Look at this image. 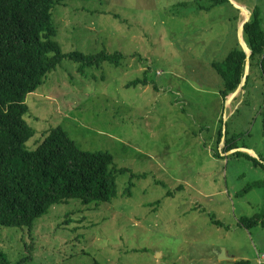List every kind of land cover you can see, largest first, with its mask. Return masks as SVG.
Here are the masks:
<instances>
[{"label": "rangeland", "instance_id": "obj_1", "mask_svg": "<svg viewBox=\"0 0 264 264\" xmlns=\"http://www.w3.org/2000/svg\"><path fill=\"white\" fill-rule=\"evenodd\" d=\"M245 1L260 9L264 27V0ZM206 2L69 0L54 8L65 53L127 57L83 69L64 58L26 97L35 131L26 145L35 149L62 126L82 149L108 150L127 171L117 173L110 201L54 204L32 231L2 226L0 249L12 264H264V226L240 221L264 212V182L244 191L264 181V166L213 141L223 125L239 148L264 157V73L253 59L241 97L224 100L212 63L237 43L241 22L231 20L232 5H197ZM139 78L147 84L128 85Z\"/></svg>", "mask_w": 264, "mask_h": 264}, {"label": "trees", "instance_id": "obj_2", "mask_svg": "<svg viewBox=\"0 0 264 264\" xmlns=\"http://www.w3.org/2000/svg\"><path fill=\"white\" fill-rule=\"evenodd\" d=\"M67 1L0 0V229L2 226L29 227L32 231L36 219L52 205L73 198L83 204L110 201L117 195V173L127 171L118 169L114 154L108 150L82 149L62 126L52 128L35 149L26 145L35 134L25 119L29 111L26 97L44 83L64 58L76 60L83 69L106 61L119 66L127 57L120 51L65 53L56 38L58 27L53 10ZM227 3L235 10L231 20L236 26L241 22V12L230 0H207L206 4L197 5L201 10L212 11ZM250 11L244 38L252 50L251 65L257 58L264 73V27L260 9L255 6ZM137 54L132 55L137 57ZM212 65L221 76L223 87L219 91L225 100L237 90L245 74L246 52L238 38L228 55L221 61H213ZM147 81L139 78L128 85L147 84ZM218 135L219 141L226 136V149H231V138L223 132V125ZM241 153L244 152L235 154ZM248 155L257 165L264 166L262 156L258 159ZM263 182H253L244 190ZM240 221L248 229L264 226V212L242 217ZM0 264H12L2 249ZM92 264L101 263L95 260ZM240 264L249 263L242 260Z\"/></svg>", "mask_w": 264, "mask_h": 264}, {"label": "water", "instance_id": "obj_3", "mask_svg": "<svg viewBox=\"0 0 264 264\" xmlns=\"http://www.w3.org/2000/svg\"><path fill=\"white\" fill-rule=\"evenodd\" d=\"M230 2H232L234 4V6L236 8H238L240 10V12L244 15L243 20L241 21V23L238 26V40H239V43L241 44V46L243 47L244 51L246 52V67H245V74L243 76V79H242L239 87L237 88V90L235 92H233L230 96H228V98L230 99L228 102H230L233 99V97H235L244 88L246 81H247V77L250 73V64H251V56H252V50L244 38L245 24L250 19L252 12L246 6L237 2L236 0H230ZM224 133H225V131H224ZM237 151H245L247 153L254 154V155L258 156L254 150L249 149V148H245V147L233 149V150L229 151L228 153H234Z\"/></svg>", "mask_w": 264, "mask_h": 264}, {"label": "crops", "instance_id": "obj_4", "mask_svg": "<svg viewBox=\"0 0 264 264\" xmlns=\"http://www.w3.org/2000/svg\"><path fill=\"white\" fill-rule=\"evenodd\" d=\"M237 2H239V3H241V4H244V5H246L247 6V2L245 1V0H236ZM248 7V6H247ZM254 7H248V9L250 10V9H253ZM250 73H251V68H250ZM241 93H242V91H240L235 97H233V100L235 99V98H237V97H241V96H239V95H241ZM221 128V127H220ZM220 128L218 129V130H220ZM225 135L223 136V138L221 139V141H219V135H218V131L215 133V137L213 138V141L214 140H216V142L218 143V146L222 149V151L224 152V154L225 155H227V154H230V153H228L229 151H231V150H233V149H236V148H239V146L237 145V142H236V137H234V135L233 136H231V137H229L228 136V138H231V141L229 142V146L231 147L232 146V148L231 149H226V144H225ZM242 148H244V147H242ZM239 152H245V151H239ZM236 152H234V154H235ZM247 153V152H246ZM247 154H250V153H247ZM250 155H254V154H250ZM254 156H256V155H254ZM262 156V155H261ZM260 156V157H261ZM263 157V156H262ZM250 158V160H252V163H254V165H257L256 164V161L253 159V158H251V157H249ZM264 158V157H263ZM248 187V186H247ZM245 191V190H244ZM247 191V190H246ZM263 226V225H262Z\"/></svg>", "mask_w": 264, "mask_h": 264}]
</instances>
